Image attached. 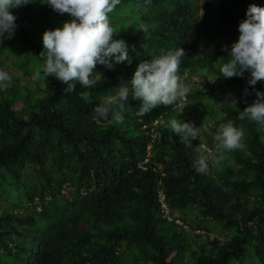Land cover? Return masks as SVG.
Here are the masks:
<instances>
[{"label": "trees", "instance_id": "16d2710c", "mask_svg": "<svg viewBox=\"0 0 264 264\" xmlns=\"http://www.w3.org/2000/svg\"><path fill=\"white\" fill-rule=\"evenodd\" d=\"M42 3L9 10L16 29L2 45L41 59L43 32L69 19ZM250 4L264 7V0H120L108 17L113 39L129 46L130 64L96 65L91 87L68 93L53 77L33 79L26 66L20 75L7 72L0 264H264V126L238 119L255 99L248 74L218 77ZM176 48L185 54L178 75L191 86L186 97L141 117V101L130 96L122 122L111 111L96 117L95 107L115 98L138 63ZM173 118L199 127L197 137L172 134ZM230 121L245 130L243 148L225 153L211 134ZM197 150L224 159L199 172Z\"/></svg>", "mask_w": 264, "mask_h": 264}, {"label": "clouds", "instance_id": "9594fccd", "mask_svg": "<svg viewBox=\"0 0 264 264\" xmlns=\"http://www.w3.org/2000/svg\"><path fill=\"white\" fill-rule=\"evenodd\" d=\"M33 0H0V43L14 37L15 16L10 9L22 7ZM120 3V0H43L54 12L67 13L69 19L59 28L45 30L41 37L42 51L40 60L42 69L33 74V79L53 77L66 84L65 92L76 90L77 84L89 88L90 77L96 73V65L113 69L115 64L131 63L129 46L122 39H113L114 30L110 25L108 14ZM143 31L146 29L143 28ZM237 39L224 47L227 59L219 67V76L223 78L244 77L247 85L252 87L255 99L239 111L238 119L253 121L264 126V91H257L258 81L264 83V7L250 4L245 11V18L237 25ZM184 51L180 48L165 54L146 59L138 63L131 79L122 81L117 87L115 98L95 107L99 119H107L112 112V120L120 123L121 112L127 99H139V115L144 116L157 105H175L186 97L191 86L178 75ZM11 80L10 75L0 70V88ZM248 93V89H245ZM232 102H236L233 100ZM119 109L120 111H116ZM166 128L182 141L190 142L199 134V127L191 122L177 118L168 121ZM245 130L233 122L221 123L211 134L217 144V150L231 152L243 148L241 143ZM199 153V150H197ZM224 157L212 153H199L195 161L197 171L207 170L209 162L219 165Z\"/></svg>", "mask_w": 264, "mask_h": 264}, {"label": "rangeland", "instance_id": "374dc122", "mask_svg": "<svg viewBox=\"0 0 264 264\" xmlns=\"http://www.w3.org/2000/svg\"><path fill=\"white\" fill-rule=\"evenodd\" d=\"M0 62L3 64V69L6 72H10L13 75H20V71L17 69L21 66L28 67L32 72L38 70L41 67L40 60L31 52H23L20 49L16 47H8L5 45H2L0 43ZM24 81L28 82V79H24ZM208 81H210L213 86L216 85L215 81L208 78ZM193 84H195L198 88H202V85L199 82V79L197 77H194L192 79ZM173 218H170L169 220H172ZM178 224H181V221H177ZM198 234L202 235L204 234V231L197 232ZM219 236L221 239H225V233L221 232L219 233Z\"/></svg>", "mask_w": 264, "mask_h": 264}, {"label": "built area", "instance_id": "2783aa9c", "mask_svg": "<svg viewBox=\"0 0 264 264\" xmlns=\"http://www.w3.org/2000/svg\"><path fill=\"white\" fill-rule=\"evenodd\" d=\"M158 199H159V202L161 203L162 210H164V212H167V206L165 203V195L162 190L158 192Z\"/></svg>", "mask_w": 264, "mask_h": 264}]
</instances>
